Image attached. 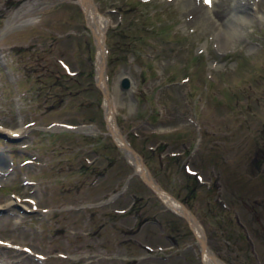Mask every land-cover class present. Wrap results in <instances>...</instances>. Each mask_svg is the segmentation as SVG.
Wrapping results in <instances>:
<instances>
[{"label": "rangeland", "instance_id": "374dc122", "mask_svg": "<svg viewBox=\"0 0 264 264\" xmlns=\"http://www.w3.org/2000/svg\"><path fill=\"white\" fill-rule=\"evenodd\" d=\"M93 1L118 130L216 255L264 264V0ZM95 33L80 0H0V264H206L110 127Z\"/></svg>", "mask_w": 264, "mask_h": 264}, {"label": "bare ground", "instance_id": "6f19581e", "mask_svg": "<svg viewBox=\"0 0 264 264\" xmlns=\"http://www.w3.org/2000/svg\"><path fill=\"white\" fill-rule=\"evenodd\" d=\"M80 1L84 5L89 23L93 26L94 30L96 31V40H97L98 51H99L98 68H97L98 75L97 76H98L99 81L102 84H105L106 74L103 70L104 53L106 49L105 42H104V38H105L104 29L108 23V20L106 17H104L103 14L99 13V11L97 10V6L93 0H80ZM20 10H21V7L13 15L15 14L17 15ZM11 21L12 20H9V23ZM231 30H233V28H230V32ZM234 31L236 30L234 29ZM106 110H107L108 118L110 120V127L113 129L114 132L117 133L116 137L118 138L119 143L121 145L126 144V138L124 135H122L121 131L118 130L117 124L113 118L114 105L112 101V95L109 92L106 94ZM20 129L21 127L10 128L9 132L12 135L14 133H18ZM127 152L131 160L134 162L136 169L142 174H144L148 178L149 181H151L152 183L156 185L157 191L163 196L165 202L172 209L176 210L179 213L186 215L189 218L190 222L193 224V227L197 231L200 237V240H201L203 237V228H202L200 221L196 217V215L190 210L189 207H187V205L183 201L175 197L172 193H169L165 188L162 187V185H159L156 183L155 179L149 175L146 165L140 159L136 151H134L131 148H128ZM0 168H2L4 171L8 169V165L6 161H0ZM202 251L204 254V261L206 264H227L221 258H219V256L216 255L214 251L208 245H203Z\"/></svg>", "mask_w": 264, "mask_h": 264}, {"label": "water", "instance_id": "95a60500", "mask_svg": "<svg viewBox=\"0 0 264 264\" xmlns=\"http://www.w3.org/2000/svg\"><path fill=\"white\" fill-rule=\"evenodd\" d=\"M93 29H94V28H93ZM94 31H95V30H94ZM95 36H96V33H95ZM104 67H105V58H104V63H103V69H104ZM121 85H122L123 87H130V77H129L128 75H124V76L122 77V79H121ZM102 88H103L105 94H107V93H108V90H109L108 85H107V84H105V85L102 84ZM56 124L59 125L60 127H61L62 125H65V124H63V123H56ZM0 133L3 134V135H5V136H8L7 133H6L5 131H0ZM122 135H124V133H122ZM11 137H17V136H11ZM123 146H124V148H125L126 151H127L128 148H131V149H133L134 151H136V152L138 153L140 159H141V160L143 161V163L146 165V168H147V170H148V172H149V175L152 176V177L155 179V181H156L157 184L161 185V184L156 180V178L154 177V175L151 173V171H150V169H149V166L146 164V162H145L144 159H143L142 154H141L139 151H137V150L135 149V147H133V145L130 143V141H129L128 139H126V144H124ZM135 171H138V170L135 168ZM142 175H143V177L145 178V180H146V181H147V182H148L153 188H155V189L157 190L156 185H155L154 183H152L151 181H149L148 178H147L144 174H142ZM118 192H119V190H117V191H115L114 193H112L108 198L101 199V200H99L98 202H101V201H104V200H108V199H110L111 197H113L115 194H117ZM171 193H172V192H171ZM172 194H173V193H172ZM173 195H174V194H173ZM200 243H201V247H202L203 245H207V244H206V237H205V235H204V230H203V237H202V239L200 240ZM219 258H221V257H219ZM221 259H222V258H221ZM222 260H223V259H222Z\"/></svg>", "mask_w": 264, "mask_h": 264}, {"label": "trees", "instance_id": "16d2710c", "mask_svg": "<svg viewBox=\"0 0 264 264\" xmlns=\"http://www.w3.org/2000/svg\"><path fill=\"white\" fill-rule=\"evenodd\" d=\"M263 155H264V148L261 150V155L257 159H259V160L262 159ZM195 191H196V187L193 186L191 189V195H193L195 193Z\"/></svg>", "mask_w": 264, "mask_h": 264}, {"label": "snow or ice", "instance_id": "6c2138e0", "mask_svg": "<svg viewBox=\"0 0 264 264\" xmlns=\"http://www.w3.org/2000/svg\"><path fill=\"white\" fill-rule=\"evenodd\" d=\"M205 3L211 4V0H204Z\"/></svg>", "mask_w": 264, "mask_h": 264}, {"label": "flooded vegetation", "instance_id": "af4514ba", "mask_svg": "<svg viewBox=\"0 0 264 264\" xmlns=\"http://www.w3.org/2000/svg\"><path fill=\"white\" fill-rule=\"evenodd\" d=\"M85 166H82V169H84ZM97 174H100V173H97Z\"/></svg>", "mask_w": 264, "mask_h": 264}]
</instances>
